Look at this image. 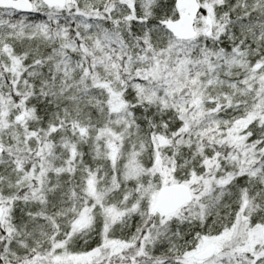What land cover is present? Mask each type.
<instances>
[{"label":"snow or ice","instance_id":"1","mask_svg":"<svg viewBox=\"0 0 264 264\" xmlns=\"http://www.w3.org/2000/svg\"><path fill=\"white\" fill-rule=\"evenodd\" d=\"M0 264H264V0H0Z\"/></svg>","mask_w":264,"mask_h":264}]
</instances>
